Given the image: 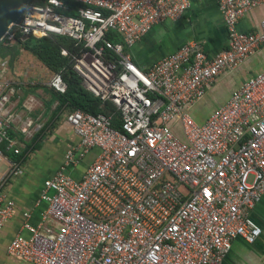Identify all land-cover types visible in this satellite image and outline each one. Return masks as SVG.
Instances as JSON below:
<instances>
[{
	"label": "built area",
	"instance_id": "built-area-1",
	"mask_svg": "<svg viewBox=\"0 0 264 264\" xmlns=\"http://www.w3.org/2000/svg\"><path fill=\"white\" fill-rule=\"evenodd\" d=\"M66 1L85 6L65 14ZM262 4L219 0L226 48L210 56L186 42L145 69L130 49L157 24L183 17L192 0H32L9 45L25 35L72 38L84 85L117 112L64 113L79 142L44 181L40 221L24 212L8 252L32 264H224L236 239L255 244L263 233L253 212L264 197V70L204 122L192 110L221 75L264 46V18L256 31L238 27ZM48 85L67 90L62 72ZM16 93L17 82L0 76V230L16 214L8 188L22 172L16 158L34 123L16 113ZM93 151V162L75 176Z\"/></svg>",
	"mask_w": 264,
	"mask_h": 264
},
{
	"label": "crops",
	"instance_id": "crops-1",
	"mask_svg": "<svg viewBox=\"0 0 264 264\" xmlns=\"http://www.w3.org/2000/svg\"><path fill=\"white\" fill-rule=\"evenodd\" d=\"M194 1L198 3L197 6H194ZM193 11H196L195 14H193ZM214 13L217 14V22L214 21ZM263 18L264 4L253 9L243 17L239 21L238 27L242 31H256L259 29L260 22ZM228 40L227 27L219 9V0H192L191 8L183 17L177 20H169L162 24H157L141 42L136 44L130 50L134 61L140 67L148 69L157 60L176 51L186 42H197L210 56H215L218 52L227 47ZM0 60L1 65L3 62H6V65L4 67L2 66V69L0 70V76L7 74L17 82V86L20 85V77L30 64L34 65L36 70V72H33L32 76L37 77V75H39L44 78V81L36 83L35 85H48V82L53 75V72L46 65H44L30 51L25 49L21 51L20 55L14 62H11V59L10 61L9 59L7 60V57H5V59L0 57ZM39 64L42 67H37ZM263 70L264 46L255 55L249 58L237 71L224 73L217 79L215 84L209 88L207 96L202 101L198 102L193 108L192 113L195 118L197 119V112L202 113L205 105L210 106L214 101L216 103L212 107L210 113L206 115L208 117L216 107L227 102L232 93L240 88L248 78ZM39 89L42 90V88ZM55 104H57V102ZM67 110L68 109H66L64 113ZM207 117L201 119L202 122H204ZM201 120H199V122H201ZM63 129H68L69 133H58L57 135H61L60 137L64 139L66 145L69 144L67 147L68 149L79 142V137L66 120ZM49 150L50 146L48 147V151ZM63 156L64 154L59 157L58 167L62 162ZM95 157L96 151H93L86 156L83 160L85 162L82 169L79 170L76 175L77 177H80L85 172ZM30 158L31 157L28 156L24 161L22 172L11 182L8 188L10 197L16 201V214L6 223L4 228L0 230V264H32L8 252V247L11 241L21 230L24 212L33 210L32 222L37 224L40 221L43 209L46 207V203L36 206V202L40 197L44 183H39V181H37L35 176L37 173L35 167L31 164L32 161ZM75 169H73L72 172H74ZM54 173L55 171L51 176ZM253 216L257 223L262 226L263 233L259 240L255 244H251V246L252 248L258 247L256 249L264 250V197L255 208ZM229 259L228 255L224 264H227Z\"/></svg>",
	"mask_w": 264,
	"mask_h": 264
},
{
	"label": "trees",
	"instance_id": "trees-1",
	"mask_svg": "<svg viewBox=\"0 0 264 264\" xmlns=\"http://www.w3.org/2000/svg\"><path fill=\"white\" fill-rule=\"evenodd\" d=\"M66 2L70 8L61 11L69 15H77L78 9L85 6V4L80 2ZM114 35H109V37L113 38L115 41H121L119 35ZM64 48L69 51L68 55L63 54L62 50ZM23 49L30 51L52 72H62L64 80L67 83V90L65 93L57 92L48 85H34L31 90L26 92L27 95L42 88L44 92L50 95L48 99H44L48 110L57 102L56 107L52 110V119L49 124H51L55 118L59 117L66 109L69 111L81 109L93 114H112L113 112H117L115 105L111 101L103 102L99 97L90 92L84 85L81 75L75 70L72 55L81 53V48L76 44L75 40L67 36L57 35L41 38L31 36L26 40H22L19 36L17 43L0 48V57L5 58L11 55V62H14ZM48 125L41 128L30 141H25L22 135L25 148H23L22 154L17 156L16 159L24 162L31 152L41 147V138L45 134ZM114 125H120L119 119H115Z\"/></svg>",
	"mask_w": 264,
	"mask_h": 264
},
{
	"label": "rangeland",
	"instance_id": "rangeland-1",
	"mask_svg": "<svg viewBox=\"0 0 264 264\" xmlns=\"http://www.w3.org/2000/svg\"><path fill=\"white\" fill-rule=\"evenodd\" d=\"M193 3L194 6H197L198 4L196 1ZM195 12L196 11H193V14H195ZM217 19V14L214 13V21L217 22ZM2 46L3 48L9 46V43L5 41ZM8 59L10 61L11 55L7 57V60ZM37 67L42 66L39 64ZM1 69L2 65L0 60V70ZM33 72H36V70L34 65L30 64V66L26 68L25 72H23L22 76L20 77V85L17 86V93L14 97V101L17 102V104L19 102L16 108V113L20 114V116L23 118H31L34 121L32 127L28 130L24 137L25 141H30L41 128L49 124L50 120L52 119V110L56 107V104H54L51 109H47L44 99H48L50 95L44 92L43 89H37L34 93H29L26 95V92L31 90L36 83L44 81V78L40 77L39 75H37V77H33ZM52 74H54V72ZM215 103L216 102L213 101L212 105H205L202 113L197 112V120L199 121L201 119H205V117H207L206 115L210 113ZM26 105L31 106V108H28ZM64 124L65 120L63 112L59 117L55 118L51 124L48 125L45 134L41 138V147L34 150L29 155L32 161L31 164L35 167L37 173L35 176L39 183H44L43 181H45L46 178L50 177L51 174L56 171V169H58L57 165L59 163V157L64 154L69 145L65 144L64 139L60 137L61 135H57L58 133H69L68 129H63ZM49 146L50 150L48 151ZM84 162L85 161H82V163L79 164V166L73 172L75 176L78 174V171L82 169ZM256 248H252L251 244L244 242L242 239L236 240L234 242L233 249L229 254L230 259L227 264H263L264 250Z\"/></svg>",
	"mask_w": 264,
	"mask_h": 264
},
{
	"label": "water",
	"instance_id": "water-1",
	"mask_svg": "<svg viewBox=\"0 0 264 264\" xmlns=\"http://www.w3.org/2000/svg\"><path fill=\"white\" fill-rule=\"evenodd\" d=\"M32 0H0V47L20 24ZM30 36L25 35L22 40Z\"/></svg>",
	"mask_w": 264,
	"mask_h": 264
},
{
	"label": "flooded vegetation",
	"instance_id": "flooded-vegetation-1",
	"mask_svg": "<svg viewBox=\"0 0 264 264\" xmlns=\"http://www.w3.org/2000/svg\"><path fill=\"white\" fill-rule=\"evenodd\" d=\"M3 46H1L0 48H2Z\"/></svg>",
	"mask_w": 264,
	"mask_h": 264
}]
</instances>
